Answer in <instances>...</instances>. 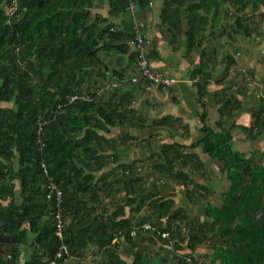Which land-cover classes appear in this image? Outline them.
Masks as SVG:
<instances>
[{
	"label": "trees",
	"instance_id": "obj_1",
	"mask_svg": "<svg viewBox=\"0 0 264 264\" xmlns=\"http://www.w3.org/2000/svg\"><path fill=\"white\" fill-rule=\"evenodd\" d=\"M133 1L136 9L150 7V0ZM128 4L129 0H0V224L15 239L0 264H82L88 256L95 264H128L126 256H131V264H191L187 258L191 260L195 247L206 241L212 248L210 259L218 264H264V241L259 240L264 222L250 210L252 203L262 205L264 150L252 149L245 156L233 145L234 128L250 140L264 132V87L246 110L248 125L237 123L234 114L243 109L240 95L247 94L253 68L243 70L242 80L214 91V125L207 122L206 101L209 85L226 83L237 67L244 51L238 37L262 42L264 0H163L156 28L172 51L179 45L177 34L185 29L184 76L198 97L200 135L188 145L160 143L148 156L150 165H136L137 159L120 161L117 151L134 142L139 145V139L128 132L107 136L112 128L128 124L138 129H188L170 114L147 121L132 107L129 91L107 95L114 89L111 77L142 89L154 83L140 76L137 67L136 74L128 73L138 59L130 43L132 18L124 17L130 12ZM140 29L145 32L141 25ZM156 43V38L150 39L145 49L151 70L162 72L151 65L160 58ZM259 59L264 64V53ZM222 63L223 73L213 80L212 72ZM186 147H198L221 162L230 183L219 204L206 201L210 222L188 221L181 209L172 211L173 188L164 182L161 190L145 193L147 176L141 170L148 166L181 180L192 200L210 193L185 171L204 169L198 154L184 151ZM49 180L61 189L67 253L60 257L56 203L46 198ZM144 222L152 228L142 229ZM125 244L132 252L123 251ZM23 247L28 253L22 259ZM183 247L189 252H178Z\"/></svg>",
	"mask_w": 264,
	"mask_h": 264
},
{
	"label": "rangeland",
	"instance_id": "obj_2",
	"mask_svg": "<svg viewBox=\"0 0 264 264\" xmlns=\"http://www.w3.org/2000/svg\"><path fill=\"white\" fill-rule=\"evenodd\" d=\"M6 8V7H5ZM262 11H264V7L260 8ZM8 10V9H6ZM260 29L264 33V23L259 25ZM207 40V39H206ZM209 42V40H207ZM237 42L239 43V46H243L244 51L241 49V55L238 58V63L237 67H234L233 70L230 71L229 76L227 77L226 83L222 84V86H225L226 84L230 83H236L237 81L242 80V75L246 71V68H253L254 69V79L252 82H248L247 84V89L245 92L247 93L246 95L242 96L240 95V98L242 99V102L244 104V108L235 112L234 114V119L237 123L240 124H249V119L245 120V116L248 118V114H246V108H248L250 105H252L256 99V92H258L261 88L264 87V64L262 61H259L260 57L264 53V37L262 42L256 43L253 41H248L247 38H241L240 36L237 39ZM207 43V42H206ZM153 66V63L151 64ZM223 63L219 64L216 67L215 72H220L223 69ZM136 65L135 69L130 68L128 69L129 74H136ZM187 67V65H186ZM159 68V67H158ZM233 68V67H232ZM154 70V68H153ZM165 75H167L169 78H172L173 80L169 85H166L168 87H171V90H161L157 86V83H153L150 86L146 88H141L138 87L135 83H125L126 85H131V86H125V90L121 91L120 86L118 87L117 84L119 81H117L116 77H111V81L113 80L112 83L116 84V88L110 90L107 92V95L110 96L113 93H116L118 95L122 94L123 92L127 91L128 87L130 88L129 92L133 94L134 101L132 103V107L137 111L139 115H144L147 121L154 120L161 116L163 112L166 111H171L172 110V102L173 98H171V92H173V86L177 84L176 78L174 75H171L168 73V71L160 69ZM243 70H245L243 72ZM184 70H181L183 72ZM246 76L247 73H246ZM175 83V84H174ZM110 85V84H109ZM215 86V85H211ZM210 87V85H209ZM219 87V86H217ZM175 90V89H174ZM139 91V92H138ZM136 93V95H134ZM208 111V117H207V122L210 125H214L215 120L218 117L216 107L215 106H210V108L207 107ZM135 128V127H134ZM171 127L165 126L164 127H147L143 129H138L136 128L135 130L131 128L130 126H127L126 124L123 126H119L117 128H112L111 133L107 134V136H114L116 137L120 132H125L124 130H131L135 134V137L139 139L138 143L139 145H136L137 142H134L131 147L129 148H121L118 150V154H120V161H127L131 162L135 159L139 160L136 165L140 164H146L150 165L152 159H148V156L153 152L157 151L159 149V145L162 142H166L169 140H172L171 138V133L170 129ZM170 129V130H169ZM173 132V130H172ZM176 135L182 140L184 138V142H190L192 141L197 134H199V129L198 126L195 128H191L190 130L186 132L184 128H179L178 132H175ZM170 135V136H169ZM134 136V135H133ZM186 138V139H185ZM144 139V140H143ZM186 144V143H184ZM188 145V143L186 144ZM233 145L236 149L240 150L241 152L244 153L245 156H248L251 152L252 149H255L259 152H262L264 150V132L258 136L254 140H250L247 138L246 134L243 133L240 129L234 128L233 129ZM191 148H185L184 150H190ZM127 150H130V152H127ZM193 150L198 151V149L193 148ZM259 152L255 155L256 159L259 156ZM264 154V153H263ZM201 158L204 163V169L201 172H192L190 171V174L192 177L201 183H203V186L208 188L210 190V193L205 197H200L199 195H196L194 197L195 199L192 200L188 197L187 192L184 193V188L182 187L181 191V198L178 200V204H182L183 206L186 207V211L184 209H181L187 216L188 221L199 218L202 221L205 220L204 214H203V206L206 203V201H211L214 204H219L221 201V197L223 196V193L225 192V189L229 187V181L225 177V173L222 170V164L219 161H215L213 159L208 158L205 156V154H201ZM143 159V160H140ZM261 163L264 166V155L261 158ZM145 168L141 170V175L147 176L146 179V191L145 193H148L154 189L156 190H161L162 188V178L157 177L158 174L155 171H152L151 169ZM114 178V176H110V179ZM186 191V188H185ZM142 195H137V200L140 199ZM261 204L264 207V191L261 194ZM111 210V207L109 208ZM145 211H142L141 214H143ZM205 222V221H203ZM181 228L183 229L184 223H180ZM187 228H184V231ZM210 242L206 241V243L199 244L195 247V249L192 251V259L187 258V260L192 261L191 264H218V261L211 260L210 259V254L212 252V248L210 247ZM184 245V243H183ZM123 246V251H131V249L125 244ZM178 252L180 253H187L189 250L185 247H183L181 250ZM28 249L27 247H23L22 249V259L25 255H27ZM90 251L87 252V255H89ZM124 256V254H123ZM21 259V260H22ZM128 264H131V256H126ZM67 264H81L74 261L70 260L66 262ZM82 264H95L93 260L88 256V258L84 259L82 261ZM170 264V263H167Z\"/></svg>",
	"mask_w": 264,
	"mask_h": 264
},
{
	"label": "crops",
	"instance_id": "obj_3",
	"mask_svg": "<svg viewBox=\"0 0 264 264\" xmlns=\"http://www.w3.org/2000/svg\"><path fill=\"white\" fill-rule=\"evenodd\" d=\"M162 4H163V0H150L149 9L148 8L147 9L137 8L135 10L134 14H132L130 12L124 13V17L129 19V18H132L133 16H135L138 19L140 25L145 28L144 34H145L148 42L152 38L157 39L156 45H157V50L160 53V58L154 59L152 61L153 65L155 68L159 67V70L163 69V70L168 71V73H170L171 75H174L176 78L177 84L173 86V88H172L173 92H171V94H170L171 98L174 99L173 102L171 103L173 108L171 111L163 112V114L161 116H159L158 118L165 116L167 114H170L174 117H179L182 120V124H184L187 127V129L190 130L193 127L194 128L196 126L199 127L200 122H199L197 114L201 111V109L199 107L198 97L196 95L195 89L192 87L189 80L184 76V71H185L186 65H187V61L183 56L184 51H185V47H186V35L184 32L185 29L183 28L182 32L180 34H177V39H178L179 45H178L177 49L172 51L170 46L166 43V41H164L161 38V35L157 31V28H156V24H158L161 21L160 20V12H161V8H162ZM197 61H198V56H197L196 62ZM181 70H184V71L181 72ZM222 73H223V69L218 73L215 71L212 72V79L215 80ZM117 81H119V80H117ZM119 85H121L120 90L123 91V90H125V86L127 87V86H131L133 84L126 85L122 81H119V83L117 84L116 87H118ZM211 85H215V86L213 87ZM217 86H219V87H217ZM221 87H222V84H215L214 82L210 84V87H208V93L206 96L208 108H210V106L212 104V106L216 107V111H217V105L215 104V102L213 100V94H214V91L216 89H219ZM127 89H128L127 91L130 90L129 87ZM159 89L165 90L166 88L162 87ZM167 90H169V89H166V91ZM134 95H136V93ZM246 110H247V108H246ZM246 114H247V111H246ZM142 117L146 118L144 115H142ZM246 119H248L247 116H245V120ZM123 125H125V124H123ZM126 125L129 126L128 124H126ZM131 128H133L134 130L136 129L134 127H131ZM150 128H152V127H150ZM158 128H160V127H158ZM164 128H165V126H164ZM170 129H172V128H170ZM124 131L135 136V134L132 132V129L131 130L127 129ZM170 133H171V137H172L171 139L172 140H169L166 142L178 141V142L183 143V144L184 143L189 144L191 142V141L190 142H184L185 141L184 138L181 140L176 135V133L174 131L172 132V130L170 131ZM198 135H200V132H199V134H197V136ZM186 148L189 149L191 147H186ZM196 149H198V151L193 150V148H191L190 150H184V151L196 152L198 154L200 160L203 162V160L201 158L202 157L201 154L204 155V153L201 152L200 148L196 147ZM127 152H130V150H127ZM205 156H207V155L205 154ZM207 157L210 158L209 156H207ZM185 171L190 175V177H192V175H194L196 173L195 172L194 174H190V171L187 169H185ZM156 173L158 174L157 177L162 178V182L170 185L173 188L172 191H173L174 205L172 207V211L177 210V209H184V211H186L185 206H183L182 204H178V200H179V198H181L182 187L184 188V190H183L184 193H186L183 182L181 180H175V179L168 178L163 173H159V172H156ZM196 182L203 186V183H201L199 181H196ZM205 204L202 207L204 218H205V220H203V221L210 222L212 219L210 217H208L204 212Z\"/></svg>",
	"mask_w": 264,
	"mask_h": 264
},
{
	"label": "built area",
	"instance_id": "obj_4",
	"mask_svg": "<svg viewBox=\"0 0 264 264\" xmlns=\"http://www.w3.org/2000/svg\"><path fill=\"white\" fill-rule=\"evenodd\" d=\"M135 7L136 6H135L134 1L129 0L128 11L134 14L136 10ZM132 22H133L134 35L130 43L134 49L138 50L137 69L139 71V75L151 80L154 83L169 85L171 81L173 80L172 78H169L167 75H165L162 72L151 70L150 64H149L150 62H149L148 55L145 49L147 38L145 34L141 32L140 23L135 16L132 17ZM132 80L135 81L136 80L135 77H133ZM110 86L115 87L116 84L111 83ZM72 98H75V96H73ZM46 198L47 199L52 198L54 199L56 203V211L54 212V222H55L57 236L61 242L59 245L58 251L56 252V257H60L62 254L67 253L66 245L62 242L63 222H62L61 210L59 206L60 200H61V189L56 183L52 182L51 180H49L47 183ZM141 227L144 230L152 228L151 224L148 222H144ZM167 234L168 232H164L162 233V236L165 237L167 236ZM49 264H54V261H50Z\"/></svg>",
	"mask_w": 264,
	"mask_h": 264
},
{
	"label": "flooded vegetation",
	"instance_id": "obj_5",
	"mask_svg": "<svg viewBox=\"0 0 264 264\" xmlns=\"http://www.w3.org/2000/svg\"><path fill=\"white\" fill-rule=\"evenodd\" d=\"M250 210H253L255 213V216L257 218H262V220L264 222V207L262 205L255 206L254 203H252L250 206ZM259 240L264 241V237H260ZM14 243L15 242L10 239V234L5 232L2 229L1 224H0V250L2 251V250H4V248H6L8 246L11 248ZM238 247L239 248L241 247V243H239ZM262 247L264 248V245ZM0 257L4 258V256H2L1 254H0Z\"/></svg>",
	"mask_w": 264,
	"mask_h": 264
},
{
	"label": "water",
	"instance_id": "obj_6",
	"mask_svg": "<svg viewBox=\"0 0 264 264\" xmlns=\"http://www.w3.org/2000/svg\"><path fill=\"white\" fill-rule=\"evenodd\" d=\"M10 239L15 242L14 237H12L11 235H10ZM9 251H10V247L8 246V247L4 248V250H2V251L0 250V254L5 257L6 254L9 253Z\"/></svg>",
	"mask_w": 264,
	"mask_h": 264
},
{
	"label": "bare ground",
	"instance_id": "obj_7",
	"mask_svg": "<svg viewBox=\"0 0 264 264\" xmlns=\"http://www.w3.org/2000/svg\"><path fill=\"white\" fill-rule=\"evenodd\" d=\"M137 1V0H136ZM132 21V20H131Z\"/></svg>",
	"mask_w": 264,
	"mask_h": 264
}]
</instances>
